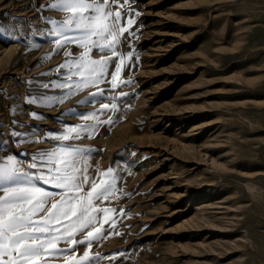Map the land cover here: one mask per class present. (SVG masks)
<instances>
[{
  "label": "rangeland",
  "instance_id": "rangeland-1",
  "mask_svg": "<svg viewBox=\"0 0 264 264\" xmlns=\"http://www.w3.org/2000/svg\"><path fill=\"white\" fill-rule=\"evenodd\" d=\"M24 2L4 0L0 8ZM132 7L140 13L133 25L139 61L121 73L135 83L119 91L137 94L111 126L71 141L99 149L93 170L123 162L114 192L98 202L115 209L108 215L123 235L114 232L93 250L119 249V264H264V0H132ZM24 47L0 37V86L63 59L33 62L49 45L27 56ZM77 96L38 108L45 118L33 123L58 128L53 116ZM4 103L0 97L7 116Z\"/></svg>",
  "mask_w": 264,
  "mask_h": 264
},
{
  "label": "snow or ice",
  "instance_id": "snow-or-ice-1",
  "mask_svg": "<svg viewBox=\"0 0 264 264\" xmlns=\"http://www.w3.org/2000/svg\"><path fill=\"white\" fill-rule=\"evenodd\" d=\"M139 15L132 0H26L0 8V37L6 42L25 45L26 56L49 45L33 62L63 54L45 72L16 75L14 84L0 86L7 111L0 113V264H119L125 258L119 249L93 250L115 232L116 218L108 215L115 209L98 202L114 192L123 162L114 159L108 168L93 170L91 155L99 149L71 141L96 135L130 107L126 101L137 89L119 88L135 83L121 73L139 61L133 31ZM26 64L25 73L31 68ZM72 96V105L53 116L58 128L33 123L45 118L38 108L56 107ZM25 144L38 146L29 151L21 148ZM100 212L105 220L98 219ZM68 253L63 261L50 259Z\"/></svg>",
  "mask_w": 264,
  "mask_h": 264
}]
</instances>
